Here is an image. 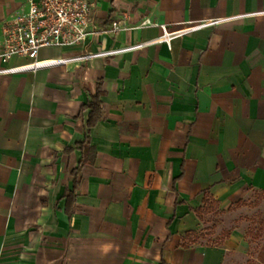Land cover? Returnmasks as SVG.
Wrapping results in <instances>:
<instances>
[{
  "label": "crops",
  "instance_id": "0c3cea01",
  "mask_svg": "<svg viewBox=\"0 0 264 264\" xmlns=\"http://www.w3.org/2000/svg\"><path fill=\"white\" fill-rule=\"evenodd\" d=\"M88 2L97 33L38 58L152 42L0 74V264H233L243 233L204 243L196 210L264 193V0ZM27 9L0 0V40Z\"/></svg>",
  "mask_w": 264,
  "mask_h": 264
},
{
  "label": "built area",
  "instance_id": "2783aa9c",
  "mask_svg": "<svg viewBox=\"0 0 264 264\" xmlns=\"http://www.w3.org/2000/svg\"><path fill=\"white\" fill-rule=\"evenodd\" d=\"M26 12L12 15L4 21L0 40V61L7 63L12 57L28 61L0 67V74L23 73L69 63L88 61L97 56H107L143 47L149 42L136 43L118 49L97 52H76L56 58H38L39 50L47 47H68L85 41L97 33L93 22L92 6L88 0H26ZM253 14V13H252ZM241 15L215 18L167 31L153 41L168 42L173 37L187 34L195 29L214 25ZM115 25V24H114Z\"/></svg>",
  "mask_w": 264,
  "mask_h": 264
},
{
  "label": "rangeland",
  "instance_id": "374dc122",
  "mask_svg": "<svg viewBox=\"0 0 264 264\" xmlns=\"http://www.w3.org/2000/svg\"><path fill=\"white\" fill-rule=\"evenodd\" d=\"M55 55L56 50L45 51ZM201 231L202 242L220 243L231 231L243 233L240 259L233 264H245L247 260H258V253L264 247V193L250 191L235 201L227 210L207 212Z\"/></svg>",
  "mask_w": 264,
  "mask_h": 264
},
{
  "label": "trees",
  "instance_id": "16d2710c",
  "mask_svg": "<svg viewBox=\"0 0 264 264\" xmlns=\"http://www.w3.org/2000/svg\"><path fill=\"white\" fill-rule=\"evenodd\" d=\"M101 91H97L92 98L83 105L81 109L90 108L87 124L93 125L100 117L101 100L99 98ZM219 210L217 202H215L210 195L205 194L203 198V205L196 210L199 218L205 223V214L210 211ZM222 212V210H221ZM185 238L190 241H196L199 239L198 233L195 231L187 232ZM186 245V242L184 243ZM245 264H264V247L258 253V260H247Z\"/></svg>",
  "mask_w": 264,
  "mask_h": 264
}]
</instances>
